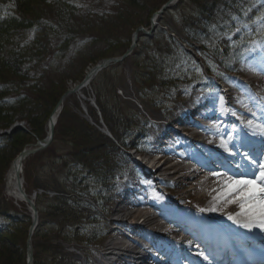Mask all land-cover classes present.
Returning <instances> with one entry per match:
<instances>
[{"label":"rangeland","instance_id":"1","mask_svg":"<svg viewBox=\"0 0 264 264\" xmlns=\"http://www.w3.org/2000/svg\"><path fill=\"white\" fill-rule=\"evenodd\" d=\"M72 1L79 8L75 22L69 27L75 32L67 33L75 38L67 46H61L64 34H45L47 62L41 61L46 58L45 53L39 61L27 60L26 63L27 66L34 65L33 78L40 77L42 70L45 71L42 79L45 98L39 99L47 103L39 111L43 116L48 110L50 115L54 109L55 105L50 108L49 104L55 93L59 95V91H63V96L67 89L82 81L100 57L127 51L135 30L126 29L121 33L116 30L114 37L107 38L109 30L103 31L97 22L99 13L111 12L115 16L118 9H122L144 17L148 10L127 6L128 0ZM39 5L38 8H45L44 17L62 20L58 7ZM12 11L21 17L14 5ZM258 32L264 35V0H179L158 16L151 35L144 36L139 32V37L143 36L132 54L97 74L87 88L65 98L67 110L55 128L56 138L50 148L34 155L28 169L29 180L27 178L25 183L31 194L39 193L42 209L40 223L32 237L35 264H101L100 260L108 256L111 260L125 261L132 258V253L120 248H134L133 238L141 243H153L148 238L154 235L149 230L151 225L172 229L166 235L174 242L185 234V229L191 230V221L198 211L222 227L232 229L237 226L228 216L236 215L241 209L238 203L228 202L235 194L224 196L226 179L221 182L218 177H211L212 171L197 173L188 169L173 173L172 170L185 165L170 168L172 162L163 163L167 153L170 158L182 160L179 155L192 151L191 140L168 129L165 121L175 124L179 131L191 127L196 137L207 135L208 139L217 140L221 147L227 144L229 149L230 142L241 147L250 146L246 151L247 158L257 152L252 149L254 143L261 144L258 149L261 152L264 138L254 135L247 126L249 120L254 125L264 124V50L249 51L254 34ZM28 34L30 32H18L16 40L22 41ZM119 36L122 41L111 45L115 42L113 38L117 40ZM5 47V50H11L12 43L6 40ZM209 64L220 74L215 79H222L230 88L226 92L222 89L225 94L229 93L232 101L231 111L224 120L208 114L207 111L212 109L209 106L200 108L199 114L187 110L199 91L212 89L206 72ZM226 66L232 71L228 72ZM3 80L4 84L9 80L17 87L23 78L7 75ZM221 97L224 100L223 94ZM93 100L97 104L102 101L100 107L104 119L93 106ZM177 116L182 123L177 121ZM199 118L205 120L204 125L193 121ZM22 121L28 122L18 119L8 128H0V135L8 136L5 132L18 127ZM45 130L46 124L44 133ZM102 130L109 131L112 138ZM164 130L170 133L167 137L162 135ZM187 134L191 138V132ZM6 140H0V153L1 145L6 147L8 144ZM124 143L131 150L125 149ZM13 144L1 153L4 156L1 173L6 169V159L20 146ZM222 148L224 152H230ZM161 155L163 160L159 159ZM261 160L264 161V156ZM230 161L234 163V158ZM193 167L196 169V164ZM156 168L159 169L153 173ZM129 183L135 186L141 183L146 188L144 203H131L118 193V187ZM211 189H214L212 194L209 193ZM45 192H57L59 196ZM183 201L187 207H181L179 202ZM29 216L31 218L28 205L9 196L5 185L0 183V230L19 222L16 229L18 243L14 246L21 256L17 264L26 260ZM142 217L149 218L147 226L142 225ZM200 218L198 216V221ZM173 219L180 220L184 227H179L171 221ZM118 226L120 229L116 228ZM207 226L214 230L218 227L212 222ZM107 251L112 253L108 255ZM176 258H182V252L178 251Z\"/></svg>","mask_w":264,"mask_h":264},{"label":"trees","instance_id":"2","mask_svg":"<svg viewBox=\"0 0 264 264\" xmlns=\"http://www.w3.org/2000/svg\"><path fill=\"white\" fill-rule=\"evenodd\" d=\"M167 1L168 0H128L126 1L127 6H130L135 10L140 9L141 11L143 8H146L148 9L147 14L142 17L141 15H137L136 12L132 11L131 13H127L122 9H118V12L115 16H113V13L111 12L99 13L100 18L97 20V22L100 23V28H102L103 31L107 29L109 30L107 38L114 37V31L116 32V30H118V33H121L126 29H132V31H134L141 25L149 27L152 14L160 9ZM40 3L44 4L46 8L51 5L58 7L60 11L59 16H62L61 19L63 21L54 19V17H44L42 13L44 12L45 8H38L40 7ZM151 4L153 6H150ZM12 5H14L15 9L20 12L21 17L17 16L16 13L12 11ZM78 8L79 5L72 0H0V82L4 81L3 79L6 78L7 75H12L14 77L19 76L20 78H23L17 87H14V85L11 84L13 82L9 80H7L5 84L3 82L0 83V128H8L12 126L16 120L23 118L27 119V124L33 132L39 136L44 134V126L49 117V110L45 114L46 116L40 114L42 107L47 104L42 101L45 98V86L44 83H42L43 76H45V71L42 70V75L40 77L33 78L31 76V71L34 68V65L30 64L27 66V60H29V62L31 60L39 61L41 56L46 53V58L41 61L43 64L47 62L46 60L48 59L49 55L48 52L45 51L48 49V44L45 42V34H64L65 37L61 46H67L71 40L75 38L73 34L69 35L67 31L70 33L75 32V30L69 27L71 24H73V22H75V16L78 13ZM134 18H136L135 21H133ZM21 31L24 33L30 32V34L23 37L22 41H19L18 39L16 40L17 33ZM118 38L119 39L117 40H115L116 38H113L115 42H112L111 45H115L122 41L120 36ZM6 40H9L12 43V47H9L11 50H5ZM110 40L111 38L108 39L109 42ZM60 44L61 42L59 45ZM113 55L116 54H105L100 57V59ZM42 68L45 69L43 65ZM3 74H5V76H3ZM30 77L31 80L29 79ZM8 83L10 84L8 85ZM22 89L25 90L23 91ZM59 92V95L57 92L55 93V98L53 99L52 103L49 104L50 108H53V106L61 97L63 91ZM14 95L16 97L12 99L11 97ZM39 99L42 100L40 101ZM38 101H40V103H38ZM98 103L100 105L102 101L99 100ZM66 110V107H64V110L59 118L57 128L62 119H64V113ZM26 136H29L31 139H27ZM6 139L8 144L6 147L4 146V148L2 147V151L9 149L11 145L14 146L13 143L20 144L19 148L13 152L14 154H11L6 159L8 164L15 154H17V152L27 142L32 140V137L24 130L17 129L11 135L6 136ZM1 153L0 157L2 159L0 158V167L3 169L4 156H1ZM29 167L30 164L28 163L26 168V176L28 180ZM1 171L0 183L3 180L2 178L4 173H1ZM59 199L63 198L59 197ZM40 210L42 211L41 208ZM18 224L19 222L14 224V226H12L10 229L7 228L0 230V264H17V261L21 259L20 254L15 252L16 250L14 249L15 244L18 243L16 238V229L18 228ZM24 263L25 259L22 264Z\"/></svg>","mask_w":264,"mask_h":264},{"label":"snow or ice","instance_id":"3","mask_svg":"<svg viewBox=\"0 0 264 264\" xmlns=\"http://www.w3.org/2000/svg\"><path fill=\"white\" fill-rule=\"evenodd\" d=\"M240 31L239 28L236 29ZM231 39V37H229ZM257 48L264 50V40L252 41V47L249 51H255ZM223 101V98H221ZM235 115V113H233ZM247 126L253 130L254 135L264 136V124H253L252 120L247 121ZM225 150H228L227 144H222ZM253 164L256 161H252ZM218 175V174H216ZM261 181L259 186L256 185L252 179L239 178L234 179L227 184V191L224 196H233L235 198L229 200V203L239 205L241 211L236 215H229L228 218L233 220L234 223L239 224L241 227L252 230L254 228H260L264 230V163L260 164L259 177ZM215 210V209H213ZM201 211H204L201 209ZM237 217H244V220H240ZM207 259V257H205Z\"/></svg>","mask_w":264,"mask_h":264},{"label":"water","instance_id":"4","mask_svg":"<svg viewBox=\"0 0 264 264\" xmlns=\"http://www.w3.org/2000/svg\"><path fill=\"white\" fill-rule=\"evenodd\" d=\"M174 1H175V0H169V1H168V2L162 7V9H161L160 11L157 12V15L163 13V11H165V10L170 6V4H171L172 2H174ZM153 29H154V25H152V29H151V31H153ZM140 30H143L146 34L149 33L148 31L144 30L143 28H138V29L136 30L135 35H134L133 44L131 45V47L128 49V51H127L122 57H120V58H108V59H105V60H103L100 64H98V65L93 69V71H94V72H97V71H99V70L102 69V68L108 67V66L111 65L112 63H115V62H118V61L123 60V59H124V58H125V57H126V56H127L132 50H133L134 46L136 45V42H137V34H138V32H139ZM91 76H92L91 74L86 75V77H85V79H84V82H85V81H88V80L91 78ZM82 86H83V83H80L79 86H77V87H75V88H73V89L67 91L66 94H68V93H70V92H74V91H76L77 89L81 88ZM62 102H63V99L61 98V99L58 101V103L56 104L55 108L53 109L51 116L49 117V126H50V129H51V134H53V132H54V128H55V124H56V120H57V116H56V114H57V112L59 111ZM57 115H58V114H57ZM15 128H16V127H15ZM48 142H49V140L47 139V140L44 141V143H39V147H43V146H44L45 144H47ZM37 150H38V148H33V149H30V150H25V151H23V152L21 153V157L24 158V157H26L27 155L36 152ZM17 177H19V173H17ZM18 187H19V189L21 190V192L24 193V190H23V188H22V182H21V180H20L19 178H18ZM24 195H25V197H27L26 194H24ZM28 201L30 202L32 208H33L34 210H36V207H35L33 201H32L31 199H29V198H28ZM32 231H33V228H31V230H30V234L32 233Z\"/></svg>","mask_w":264,"mask_h":264},{"label":"bare ground","instance_id":"5","mask_svg":"<svg viewBox=\"0 0 264 264\" xmlns=\"http://www.w3.org/2000/svg\"><path fill=\"white\" fill-rule=\"evenodd\" d=\"M58 113V112H57ZM225 114V113H224ZM57 115V114H56ZM226 116V115H225ZM179 119V118H178ZM170 133L168 132L165 136L167 137V135H169ZM195 171V170H194ZM194 174V173H193ZM195 175V174H194ZM196 176V175H195ZM199 177V176H198ZM216 178V177H215ZM226 184V183H225ZM256 184H257V182H256ZM223 185V184H222ZM219 187V186H218ZM8 188H9V191H10V193L12 194V193H14V195L17 197V199H22V196H21V194H20V192H19V190L17 189V187H16V179H15V174H13V175H11V179H10V181H9V183H8ZM212 192H214V189H211L210 191H209V193H211L212 194ZM144 205V204H143ZM146 205V204H145ZM238 219H240V220H244V217H237ZM152 219V218H151ZM144 222H146V224H149V218H145V220H144ZM145 224V225H146ZM171 227V226H170ZM180 227V226H179ZM176 228V227H175ZM174 230V229H173ZM179 233V232H178ZM116 246V245H115ZM113 248H114V246H112ZM111 247V248H112ZM107 248H109V247H107ZM119 248V247H118ZM121 250H125L126 252H128V253H133L134 252V250H132V249H130L129 247H126V248H123L122 249V247L120 248ZM116 251V250H115ZM120 253V252H119ZM124 252H122V254H123ZM124 256H125V254H124ZM123 257V256H122ZM118 260V259H117ZM120 260V259H119ZM123 260V259H122ZM116 263H117V261H116ZM142 264H156L155 262H152V263H150V260H146V261H144ZM190 264H196V260H194L193 262H191Z\"/></svg>","mask_w":264,"mask_h":264}]
</instances>
